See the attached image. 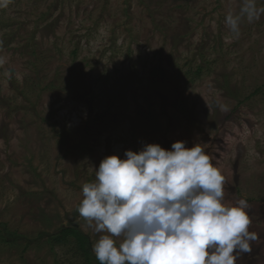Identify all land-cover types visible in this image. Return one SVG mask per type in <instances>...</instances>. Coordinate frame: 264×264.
<instances>
[{
  "label": "rangeland",
  "instance_id": "rangeland-1",
  "mask_svg": "<svg viewBox=\"0 0 264 264\" xmlns=\"http://www.w3.org/2000/svg\"><path fill=\"white\" fill-rule=\"evenodd\" d=\"M241 0H0V264H95L72 237L103 158L202 143L264 264V13ZM264 8V0H257ZM119 243V240H117Z\"/></svg>",
  "mask_w": 264,
  "mask_h": 264
},
{
  "label": "clouds",
  "instance_id": "clouds-1",
  "mask_svg": "<svg viewBox=\"0 0 264 264\" xmlns=\"http://www.w3.org/2000/svg\"><path fill=\"white\" fill-rule=\"evenodd\" d=\"M261 13L257 0H241L225 24L238 36L241 21ZM186 144L106 156L83 184L77 211L99 234L92 248L100 264H237L251 251L247 200L225 203L221 169L202 143Z\"/></svg>",
  "mask_w": 264,
  "mask_h": 264
},
{
  "label": "trees",
  "instance_id": "trees-1",
  "mask_svg": "<svg viewBox=\"0 0 264 264\" xmlns=\"http://www.w3.org/2000/svg\"><path fill=\"white\" fill-rule=\"evenodd\" d=\"M69 237H72L76 240L78 248L83 251V255L87 258L89 262L94 261L95 264H100V262L96 258L92 257V251L88 237L86 235H83L76 228L63 229L59 235L52 236L50 242L62 244Z\"/></svg>",
  "mask_w": 264,
  "mask_h": 264
}]
</instances>
